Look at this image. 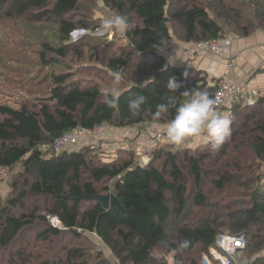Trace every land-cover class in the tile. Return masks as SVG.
<instances>
[{"label":"trees","instance_id":"obj_1","mask_svg":"<svg viewBox=\"0 0 264 264\" xmlns=\"http://www.w3.org/2000/svg\"><path fill=\"white\" fill-rule=\"evenodd\" d=\"M87 1L0 0V22L54 26V43H42L41 66L56 67L70 53L99 62L97 70L110 78L106 90L98 81L52 71L43 95L19 107L0 104V168L20 165L10 194L0 197V253L7 254L0 264H110L89 235L117 264H202L222 233H245L250 264H264V95L252 106L233 105L231 134L218 150L205 142L157 145L143 164L129 150L104 160L87 145L58 153L49 148L77 127L167 124L174 109L157 118V106L169 98L183 103L192 89L213 97V80L202 70L165 63L153 45L161 37L189 46L264 31V0H100L128 18L126 43L115 49L96 37L67 42L77 28H99L84 19ZM114 72L121 74L118 83ZM172 76L182 85L176 92L166 87ZM114 88L118 104L108 107L105 97ZM137 94L147 100L132 116L128 102ZM108 192L123 213L84 197ZM182 240L187 248H179Z\"/></svg>","mask_w":264,"mask_h":264},{"label":"rangeland","instance_id":"obj_2","mask_svg":"<svg viewBox=\"0 0 264 264\" xmlns=\"http://www.w3.org/2000/svg\"><path fill=\"white\" fill-rule=\"evenodd\" d=\"M86 3L89 5V9L84 19L88 21L89 27L98 24L99 28L95 30L77 28L70 34L67 42L74 43L81 39L86 41L96 37L101 39L103 45H107L106 48L115 49L120 45H124L126 43L124 31H103L101 27L104 19L115 16L116 13L105 7L100 0H88ZM53 30L54 26L52 24H32L19 19L0 22V104L19 107L27 99L43 95L50 85L48 74L52 71L58 72L60 70H66L72 73L73 76L71 75V78H80L84 82L95 80L101 86L106 85L105 88L106 90L108 89L110 78L106 77L101 70L100 72L97 70L100 67V63L90 62L85 56L81 59H76V56L72 57L69 53L65 58L61 59L60 65L56 67L48 65L41 66L40 54L43 52L42 43L46 41L54 43ZM173 39L176 45V38L173 37ZM86 49L83 50L84 55L88 54ZM101 51L102 47L99 52ZM51 55L55 54L51 52ZM148 126L150 124L143 123L132 127L137 131L144 130L145 132V128ZM128 127H116L103 124L100 127H95L94 131L80 133L79 142L68 149H80L86 145L91 146L96 149L100 157L104 160L114 158L118 154V151L129 150L135 154L137 161L144 164L149 161L151 156L150 152L157 145H169L172 148H196L203 143V140L194 142L189 138L183 145L176 146L167 140L163 128L161 130L157 129L158 131L151 132V134L147 133L149 140L144 148L129 149L131 147L127 146V143H133L132 139L137 143V139L141 138V135H144V133L135 132L133 136L127 134L121 136V134L117 133L122 128L124 130L128 129ZM131 137L132 139H130ZM83 139L85 141L81 143ZM18 171H20V165L15 166L13 169L0 168V197L5 198L10 194V184ZM89 236L96 244L97 248H94V250L99 249L105 257L114 261V256L103 246L101 241L94 235ZM246 256L248 257V255ZM2 258L5 261L7 254L3 255L0 253V260ZM169 264H172V262L170 261Z\"/></svg>","mask_w":264,"mask_h":264},{"label":"clouds","instance_id":"obj_3","mask_svg":"<svg viewBox=\"0 0 264 264\" xmlns=\"http://www.w3.org/2000/svg\"><path fill=\"white\" fill-rule=\"evenodd\" d=\"M101 27L103 31H125L129 28L128 18L119 14L110 16L102 21ZM168 45L169 42L161 37L153 48L163 53ZM209 71L214 72V67H210ZM120 75L119 72L113 73L117 83ZM181 86V82L175 76L169 77L166 83L170 92L178 91ZM184 95L189 98L183 103L177 104L175 100L169 98L168 103L158 105L154 113V116L159 118L162 113L174 109V115L168 120L164 129L167 140L176 146H181L189 138H200L206 144H210L213 150H218L231 134V118L216 110V101L207 91L192 89ZM118 100L119 92L115 88L105 97L108 107H115ZM146 100L147 98L142 94L135 95L128 102L129 113L132 116L138 115ZM188 243L187 240H182L179 248H187Z\"/></svg>","mask_w":264,"mask_h":264},{"label":"crops","instance_id":"obj_4","mask_svg":"<svg viewBox=\"0 0 264 264\" xmlns=\"http://www.w3.org/2000/svg\"><path fill=\"white\" fill-rule=\"evenodd\" d=\"M230 39L229 44L224 41ZM221 40V49L216 55L208 56H187L184 54V47L182 43L174 41V46L166 49L163 53L159 52L164 59L165 63L174 66H186L202 70L207 79L211 82L218 77H227L243 85L245 90L256 89L259 96L264 95V31H256L244 37L229 35ZM214 67V72H210L209 68ZM235 104L234 99H227L225 105L222 107L220 113L230 117V110ZM140 125V124H139ZM136 126V125H133ZM166 126V125H165ZM164 125L150 124L144 130L137 131L134 127L129 126L128 129L123 128L117 133L124 135H131L135 132H143L141 138L137 139V143H127L129 149H142L146 146L148 139L147 133L165 129ZM137 128V127H136ZM158 129V130H157ZM94 134V133H93ZM201 141L200 138H190V140ZM80 140V137H79ZM85 139L81 140L83 143ZM127 148V147H126ZM110 264H117L114 258L109 259Z\"/></svg>","mask_w":264,"mask_h":264},{"label":"built area","instance_id":"obj_5","mask_svg":"<svg viewBox=\"0 0 264 264\" xmlns=\"http://www.w3.org/2000/svg\"><path fill=\"white\" fill-rule=\"evenodd\" d=\"M169 45L166 49L174 46L173 37L166 39ZM225 44L230 43V39L224 41ZM165 49V50H166ZM221 49V40L212 38L209 40H201L196 43L185 46L184 54L187 56H208L216 55ZM214 86L213 99L216 101V110L220 113L227 99H234L235 103L245 106H252L259 92L256 89L245 90L243 85L230 80L227 77H218L213 79ZM84 131H94L92 129L74 128L71 131L61 134L56 138L49 148L55 152H61L67 147H72L79 142V135ZM49 220L52 225L59 226L60 223L56 216H50ZM246 235L245 233L229 234L222 233L217 237L216 246H212L208 250V254L201 259L202 264H250L251 258L245 255Z\"/></svg>","mask_w":264,"mask_h":264},{"label":"water","instance_id":"obj_6","mask_svg":"<svg viewBox=\"0 0 264 264\" xmlns=\"http://www.w3.org/2000/svg\"><path fill=\"white\" fill-rule=\"evenodd\" d=\"M84 197L87 199H94L99 201L103 208H107L109 204L112 203L119 211H121L122 213L124 212L117 197L111 192H108L104 195L95 194L93 196L86 195Z\"/></svg>","mask_w":264,"mask_h":264}]
</instances>
